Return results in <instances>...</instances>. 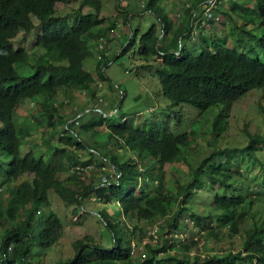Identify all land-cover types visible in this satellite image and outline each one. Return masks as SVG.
Masks as SVG:
<instances>
[{"label": "trees", "instance_id": "obj_1", "mask_svg": "<svg viewBox=\"0 0 264 264\" xmlns=\"http://www.w3.org/2000/svg\"><path fill=\"white\" fill-rule=\"evenodd\" d=\"M158 2L149 0L140 14H153L156 22L145 33L132 30L121 38L119 56L132 51L135 58L137 47L140 61L155 70L169 101L199 112L219 107L212 139L221 145L234 104L264 89V0H217L210 17L208 0H187L174 14ZM77 3L73 13L60 12V6ZM102 12L101 0H0V264H47V253L63 238L65 227L52 206V193L75 203L76 213L85 210L88 198L100 201L105 208L96 215L108 244L84 237L73 243L72 256L49 264H264V132L251 133L246 127V144L221 147L201 161L190 153L192 135L198 131L188 133L170 119L130 118L123 109V91L99 103L105 97L97 96V80L84 64L94 57L91 40L108 37L119 22L106 26ZM131 17L127 12L124 26ZM219 23L225 25L224 33L217 32ZM21 35H35L38 51L30 54ZM184 40L201 41L202 51L193 55ZM99 52L98 74L104 80L113 46L103 43ZM80 92L90 94L97 107L66 118L60 113L59 95L68 107ZM26 102L45 111L47 126L55 130L54 121L60 119L59 140L52 136L24 149L42 123L28 117L17 125L15 114ZM259 105L264 110L261 101ZM79 150L92 158L83 161ZM244 158L262 168V180L255 186L248 178L255 176L254 170L244 165ZM177 162L185 164L181 169L186 173L177 176L175 168L167 173ZM97 163L105 177L89 188L75 181L78 187L72 189L60 178ZM201 194L206 196L202 204ZM183 215L207 243L228 228L231 237L242 236L241 249L231 245L221 253H194L200 250L199 239L182 236V228L188 227ZM162 220L164 227L159 225ZM143 223H158L157 233L162 234L157 245L137 255L132 245ZM165 230L169 238L163 236Z\"/></svg>", "mask_w": 264, "mask_h": 264}, {"label": "rangeland", "instance_id": "obj_2", "mask_svg": "<svg viewBox=\"0 0 264 264\" xmlns=\"http://www.w3.org/2000/svg\"><path fill=\"white\" fill-rule=\"evenodd\" d=\"M148 1L149 0H101L103 4L102 14L108 18L106 26H109V24L114 22L116 19H118L119 22L114 30L109 32L107 35L108 37L91 40V51L94 57L87 59L84 64L85 68L90 71L97 80V96H100L99 98L105 97V99L103 98L104 101L99 100V103L102 104L106 102L107 99L111 100L114 97L118 98L123 91L125 93L123 109L130 118L136 119V117H141L145 122H149L152 119H159L165 122L167 119H170L173 124H181L182 128H185L188 133L191 129L198 131V133H194L192 135L190 153L195 156L196 159L201 161L211 155L214 150H220L221 147L225 148L227 145L229 147L237 145L238 147L242 144H246L247 141H245L242 133L243 129L246 127L251 133L258 131L260 134H263L264 110L261 109L259 104L260 101L264 104V89L253 90L234 104L233 109L227 118L226 141L224 140L225 142L220 145L219 142L215 143L212 139V126L214 120L221 113V109L219 107L211 108L205 112H199L192 105H187L185 103L178 104L176 102L169 101L168 98H166L161 92L158 75L155 70L151 72L147 67H145L146 64H143V62L140 61L137 47H135L134 50L136 51L135 58L132 55V51L127 55L119 56L122 50V40L126 39L132 30L145 33L149 26L156 22V17L153 14L146 12L143 16L140 15L142 14L144 6ZM186 1L187 0H161V2L158 3L171 14H174L179 11L180 6ZM72 8L78 9L79 3H77V5H71V7L68 8L63 7L62 5L60 6V12L63 15L68 14L70 11L73 13ZM129 11H131L133 17L129 19V24L124 26L123 22L125 21L126 14ZM217 26L218 33L225 32L224 24L219 23ZM33 32H35V30ZM204 32L205 31L201 30L203 35ZM121 35L122 37H120ZM121 38L123 39L121 40ZM35 39V35H21L19 37L20 42L22 41V45L31 49L30 54L38 51V48H36V45L34 44ZM103 43L109 47L113 46V52H111L112 57H110L111 62L103 69L106 77L104 80H102L98 74L99 68L96 62V60L99 59V49L102 47ZM184 44L190 49L193 55H197L202 51L203 44L201 41L189 42L184 40ZM114 52H117V54ZM58 98V102L61 104L60 113L65 115L66 118H69L70 114L74 111L79 113L80 109L86 107H97V101L94 98L90 99V94L85 92L77 93L76 98L73 99V101H68V104H72V106L68 107L65 106L67 101L62 94H60ZM30 111L32 112L30 113ZM41 112L42 111L39 107H33L32 103L26 102L25 105H22L15 114V121L18 126H21L24 120L28 117L32 121H36L38 119H41L42 121V123H37L39 131L33 134V138L29 139V141L32 142H30V144L24 149H30L34 144H42L44 139L52 136L55 140H59V135L62 134L59 133L62 128L60 119L57 117L54 121L57 127L55 130L53 127L47 126L45 120L46 117L43 115L45 114V111ZM93 138L90 139L91 142H93ZM99 140H104V136L100 135ZM44 148L45 147H43V150L45 151ZM79 152L83 161H87L92 158L89 153H86L83 150H79ZM224 159L225 158L222 157V160ZM254 162V159L244 158V165L248 166L250 170H254L251 174H254L255 176L248 175L251 186H255L257 182L262 180V175L260 174L262 173V168ZM182 165L184 166L185 164L183 162H177L170 165L166 168V172L169 173L172 168H175L177 170V176L180 174L184 175L186 173L184 171L185 166L184 169H181ZM98 166L99 163L94 164V168L91 167L89 168L91 170L82 171L81 173H77L74 169H71V171L61 174L60 178L61 180H67L72 189H77L78 187V184H76L75 181L82 182L83 188H89L92 182L96 184L101 179L104 180L105 176L101 174ZM237 169V166L231 167V170ZM256 177L258 179L254 180ZM218 188L219 187L215 185L213 190H217ZM208 196V200H212V194ZM205 198V194L199 195V203L201 201L202 204ZM51 202L53 208H55L59 215L63 218L65 227L63 238L60 240L58 245L47 253V257L45 258L47 264L61 258L72 256L74 253V249L72 247L73 243L84 237L94 238L95 241L100 242L101 244H108V240L105 238L106 232L100 224V218L96 215V213H100L105 206L100 201H97L95 197L90 199L88 198L85 202V210L78 213L75 212L77 207L75 203L68 204L56 193L51 194ZM106 208L109 214L113 213L112 207ZM182 217L185 224L188 222V227L182 228V236L186 239H199L200 250H194V253H221L228 248H231V245L234 246L233 249L235 251L241 249L243 243L242 236L236 235L231 237V233L228 228L222 229L217 238H212V241L207 243L199 229L194 227V225L188 221L187 216L183 215ZM157 225L158 223L156 225H149L148 223L142 224L141 230L138 233V238L134 242L137 248V255L139 253H145L146 250L148 251L157 245V239L158 237H161V235H159L161 232L154 236H151L150 234V231L155 229ZM159 225L164 227L165 220H162ZM214 225L216 226V224ZM240 231L243 235L242 226ZM166 234L167 230H165V235L163 236H167V238H169L170 235ZM219 237L221 238V241L218 240ZM134 254H136V251Z\"/></svg>", "mask_w": 264, "mask_h": 264}, {"label": "built area", "instance_id": "obj_3", "mask_svg": "<svg viewBox=\"0 0 264 264\" xmlns=\"http://www.w3.org/2000/svg\"><path fill=\"white\" fill-rule=\"evenodd\" d=\"M217 0H208V8L206 9V13L207 15L210 17V14L212 13V9L214 8V6L216 5ZM77 170H75L78 173H81V171H83V169L80 168H76ZM158 232V228L157 226L155 227V229H153L152 231H150L151 236L156 235ZM137 252V248L135 246V244L132 245V253Z\"/></svg>", "mask_w": 264, "mask_h": 264}]
</instances>
